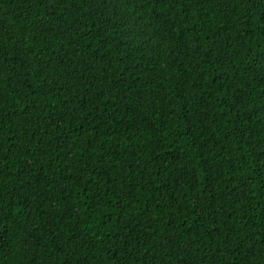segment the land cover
Listing matches in <instances>:
<instances>
[{"label":"trees","instance_id":"16d2710c","mask_svg":"<svg viewBox=\"0 0 264 264\" xmlns=\"http://www.w3.org/2000/svg\"><path fill=\"white\" fill-rule=\"evenodd\" d=\"M0 264H264V0H0Z\"/></svg>","mask_w":264,"mask_h":264}]
</instances>
